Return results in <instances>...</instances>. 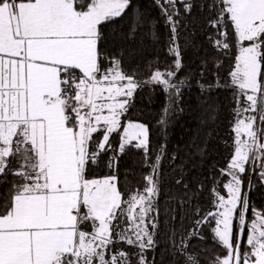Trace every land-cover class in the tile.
Masks as SVG:
<instances>
[{
    "label": "snow or ice",
    "instance_id": "1",
    "mask_svg": "<svg viewBox=\"0 0 264 264\" xmlns=\"http://www.w3.org/2000/svg\"><path fill=\"white\" fill-rule=\"evenodd\" d=\"M155 3L174 60L163 69L159 58L149 62L150 75L141 79L137 69L123 67L122 50L106 46L124 38L118 26L129 14L128 39L143 27L134 0H0V180L15 177L0 192V264H155L166 145L151 149L149 127L133 122L129 109L138 89L159 86L165 104L158 124L166 128L191 88L190 75L178 76L188 44L180 43L177 0ZM180 3L189 14L197 7V0ZM205 7L215 14L209 40L232 63L226 82L217 75L196 84L202 94L232 90L233 152L219 176L210 173L207 210L197 203L193 226L179 234L165 224L171 228L166 243L183 264H201L206 247L194 251L191 242L205 240L207 227L223 249L208 264H264V211L249 198L253 177L264 185V0L199 4ZM149 27L158 40L155 21ZM209 118L215 120L214 110ZM131 148L143 151L149 169L143 188L120 185L119 160ZM198 195L183 183L169 199L183 210Z\"/></svg>",
    "mask_w": 264,
    "mask_h": 264
},
{
    "label": "trees",
    "instance_id": "2",
    "mask_svg": "<svg viewBox=\"0 0 264 264\" xmlns=\"http://www.w3.org/2000/svg\"><path fill=\"white\" fill-rule=\"evenodd\" d=\"M209 0H197V7L192 13H185L180 0H177V8L180 11L181 19V45L186 42L187 47L182 49L184 67L178 73L179 77L190 75L189 83L191 88L183 90V98L178 105L183 111H177L171 116L167 127L158 124L161 110L165 104V94L159 86L144 87L138 89L133 97V106L129 109V118L133 122H140L149 127L150 148L157 149L159 145L165 144L166 151L161 160V192L158 197V218L160 222V240L155 250V264H183V257L174 258L172 251L166 243L168 236L171 235V228H166L165 224L170 225L179 234L193 226L195 217L192 212L195 205L199 203L203 210H207L210 199V188L213 185L210 173L219 176V169L223 168L232 155L233 136L230 130L234 123L232 90L217 88L212 91L201 93L196 84L197 80L201 83L215 82L219 75L222 82H226L227 73L230 70L232 60L218 53L212 46L209 36H215V31L208 25V21L214 18V13H209L207 7L200 10L199 4L207 5ZM134 3L143 13V27H140L134 39H128L127 34L130 30L132 16H126L118 26L119 31L125 34L123 39L115 42H108V50L117 53L123 52V67L131 72L137 69L144 79L150 72L147 70L149 62L159 58V67L163 69L166 64L174 60L173 56L167 54V40L171 35L165 25V18L161 15L160 7L155 0H134ZM155 21V32L158 40L151 37L152 28L150 22ZM217 60L221 61L219 68L215 67ZM206 64V67L204 66ZM157 64H153L155 68ZM204 76L201 78L200 73ZM209 106H212L211 108ZM208 111H205V110ZM215 111V120L209 117ZM209 133H211L209 135ZM119 143V137L113 141ZM175 154L176 159L172 156ZM153 154V160H154ZM104 163H106V158ZM119 178L122 188L131 189L143 188L144 175L149 171L144 167V154L142 150L131 148L121 155L119 164ZM183 175V183H188L189 187L199 193L198 197L192 201V207L184 205L183 210L175 199L169 197L183 191V183L177 185L176 179ZM103 174V172H101ZM127 176V180H125ZM15 177L9 175L7 180H0V192L9 188ZM255 188L249 192L250 203L264 211V185L253 177ZM203 184V188L198 185ZM174 216L171 220L168 217ZM251 218V212L249 213ZM183 225V227H182ZM205 240L194 239L191 243L196 246L194 251L206 247V252L201 255V264H208V259L215 253L223 255V249L214 244L212 234L207 227L203 229ZM131 250V249H129ZM153 253H148L151 260Z\"/></svg>",
    "mask_w": 264,
    "mask_h": 264
},
{
    "label": "rangeland",
    "instance_id": "3",
    "mask_svg": "<svg viewBox=\"0 0 264 264\" xmlns=\"http://www.w3.org/2000/svg\"><path fill=\"white\" fill-rule=\"evenodd\" d=\"M140 123V122H139Z\"/></svg>",
    "mask_w": 264,
    "mask_h": 264
}]
</instances>
